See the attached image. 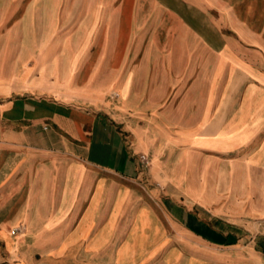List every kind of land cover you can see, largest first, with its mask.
Wrapping results in <instances>:
<instances>
[{
  "label": "crops",
  "instance_id": "1",
  "mask_svg": "<svg viewBox=\"0 0 264 264\" xmlns=\"http://www.w3.org/2000/svg\"><path fill=\"white\" fill-rule=\"evenodd\" d=\"M144 1L145 66L87 7L74 53L0 83V264H245L217 223H264V0Z\"/></svg>",
  "mask_w": 264,
  "mask_h": 264
},
{
  "label": "rangeland",
  "instance_id": "2",
  "mask_svg": "<svg viewBox=\"0 0 264 264\" xmlns=\"http://www.w3.org/2000/svg\"><path fill=\"white\" fill-rule=\"evenodd\" d=\"M143 0H0V83L14 85L29 83L36 75L35 69L45 62H51L56 57L74 53L79 27H84V9L94 7L101 16H97L96 24L100 33L106 27L127 29L129 38L134 48L132 60L134 67H141L140 55L146 50L144 35L150 38L151 29L146 25L136 27L131 22L132 14L137 13ZM145 2V3H144ZM147 13L154 8L153 0L144 1ZM86 22V21H85ZM93 21H87V26H93ZM233 50L241 57L256 61L258 51L247 47L233 27H222ZM143 51V52H142ZM235 87L239 93L243 90L240 80L235 79ZM255 83L246 80V83ZM114 96L116 94H113ZM12 95H0V102L13 98ZM172 97H166L168 102ZM133 112L131 119L142 121V118L151 117L152 112ZM118 119V118H117ZM152 137H159L153 131ZM200 183L204 184L205 176H197ZM215 225V222H214ZM218 228L232 234L231 241L238 243L240 250L233 251V256L241 254L245 264H264V223L244 221L241 224L217 223ZM242 238V240H240ZM229 248V247H228ZM216 264V263H213Z\"/></svg>",
  "mask_w": 264,
  "mask_h": 264
},
{
  "label": "built area",
  "instance_id": "3",
  "mask_svg": "<svg viewBox=\"0 0 264 264\" xmlns=\"http://www.w3.org/2000/svg\"><path fill=\"white\" fill-rule=\"evenodd\" d=\"M141 159L142 161L144 162L145 165H148L150 162H149V158L146 154H142L141 155ZM17 231H20V228H16L14 229L12 232L15 234Z\"/></svg>",
  "mask_w": 264,
  "mask_h": 264
}]
</instances>
